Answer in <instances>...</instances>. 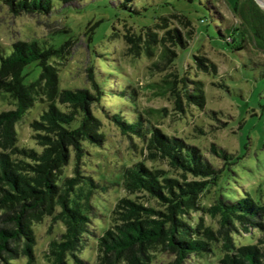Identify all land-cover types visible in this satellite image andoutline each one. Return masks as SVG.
I'll use <instances>...</instances> for the list:
<instances>
[{
    "label": "trees",
    "instance_id": "16d2710c",
    "mask_svg": "<svg viewBox=\"0 0 264 264\" xmlns=\"http://www.w3.org/2000/svg\"><path fill=\"white\" fill-rule=\"evenodd\" d=\"M57 1L68 7L84 0ZM200 1L211 5L210 0ZM117 2L123 10L136 12L135 0ZM0 3L14 15H52L55 6L54 0ZM240 9L235 6L240 26L227 29L228 36L219 30L223 43L234 52L243 50L248 34L262 39L264 44V11L255 10L259 20L256 15L247 18L244 6ZM158 19L163 23L157 26L163 30L162 36L146 26L138 33L127 32L122 39L137 55L143 50L146 56L153 57L154 48L163 47V64L175 67L178 52L189 46L191 37L182 39L176 29L166 26L168 20L164 16ZM142 35L146 36L144 48L139 46ZM61 49L36 40L17 41L9 51L0 45V98L15 106L12 111L0 113V264L21 258L27 259L26 264L35 263V226L44 218L64 227L59 239L50 241L43 252L47 264H88L80 253L91 239L96 241V264H152L155 255L163 253L174 256L168 264H184L191 256L206 257L217 250V264H264V205L249 197L230 201L220 193L219 183L223 173L234 165L233 156L212 144L211 155L222 163L216 167L205 159L201 148L147 127V120L134 109L133 86L114 84V74H101L102 81H110L107 85L91 76L92 91L60 88L58 73L47 63ZM192 59L209 77L219 75L217 65L206 62L204 57L194 55ZM32 64L41 68V74L36 83L25 85L23 72ZM190 65L182 73L176 70L171 75L173 79L162 81L180 112L184 105L206 107L205 83L192 79L194 75L187 71ZM261 75L264 77V70ZM113 96L127 97L135 104L125 115L113 110L119 105H108L103 111L123 135L142 140L144 160L114 163L110 179H96L87 164L88 146L105 148L106 139L93 108ZM39 103L47 104L46 108L29 124L36 147H21L16 124ZM71 161L73 174L67 176L64 170ZM155 162H164L169 169L148 166ZM116 188L126 196L117 200L109 227L99 234L95 220L101 214L96 198ZM212 189L216 200L206 208L201 200ZM197 211L219 218V229L205 228L201 220L192 223L189 216ZM237 226L247 234L257 229L261 238L252 244L237 245L233 239Z\"/></svg>",
    "mask_w": 264,
    "mask_h": 264
},
{
    "label": "rangeland",
    "instance_id": "374dc122",
    "mask_svg": "<svg viewBox=\"0 0 264 264\" xmlns=\"http://www.w3.org/2000/svg\"><path fill=\"white\" fill-rule=\"evenodd\" d=\"M54 3L53 14L47 16L14 15L0 3V45L9 51L17 41L36 40L53 44L55 48L62 47L59 55L47 65L58 73L59 87L63 89L92 91V79L106 85L110 82L106 79L102 81L103 73L116 75L117 78L112 80L114 84L133 86L135 108V104L127 97L119 96L103 99V107L96 105L93 108V113L101 120V131L106 139L105 148L88 146L87 164L96 179H110L114 163L131 164L144 158L145 145L142 140L123 135L103 111L108 105H119L113 110L125 115L131 112L130 108H134L147 120V127L156 128L168 136H175L201 148L205 159L212 161L216 167H221L222 163L211 155L212 144L227 151L233 156L234 165L223 173L219 183L222 196L230 201L249 197L264 205V77L261 75L264 70V44L262 39L248 34L243 50L234 52L219 35V30L227 35V29L240 26V16L235 12V6L240 11L244 6L247 18L256 15L259 19L255 10L264 11V0H210V6L202 4L200 0H135L137 13L123 10L117 0H84L68 7L57 0ZM161 16L168 20L166 26L176 29L182 39L191 37L189 46L178 52L175 67L165 66L162 62L163 47H155L153 57L146 56L143 50H137V55L122 39L127 32L138 33L146 26L159 37L162 36L163 30L157 27L163 26L158 19ZM145 37L142 35L139 43L142 48ZM225 42L232 44V41ZM169 48L175 49L172 46ZM194 55L217 65L219 75L209 77L203 68L193 63ZM250 62L261 66L254 67ZM188 64L191 65L187 71L191 76L194 75L192 79L205 83L206 107L200 109L184 105L180 112L162 81L173 79L171 75L176 70L182 73ZM205 64L209 66V63ZM40 74L41 68L36 64L28 66L23 72L24 84L36 83ZM46 105L37 104L16 124L19 146L36 147L29 124L39 117ZM14 109L11 101L0 98V113ZM212 112L216 113L214 117ZM148 166L169 169L164 162L148 163ZM72 167L71 161L64 174L72 176ZM124 196L125 192L117 188L97 196L95 203L101 217L95 220V224L99 234L109 227L111 210L117 200ZM215 200L212 189L201 201L208 208ZM189 219L192 223L201 220L205 228L214 231L219 229V218L201 211L192 212ZM237 230L233 238L237 245L252 244L262 235L257 229L249 230V234L241 226H237ZM62 233L63 225L50 219L44 218L35 226L37 246L34 264H47L43 252L50 241L59 239ZM95 248L96 241L91 239L80 257L88 264H96ZM218 252L206 257L191 256L184 264H217ZM26 260L21 258L10 264H26ZM173 261L174 256L163 253L156 254L152 264Z\"/></svg>",
    "mask_w": 264,
    "mask_h": 264
}]
</instances>
